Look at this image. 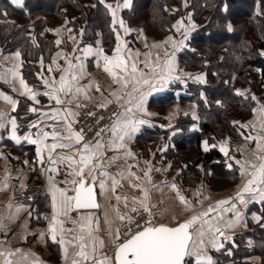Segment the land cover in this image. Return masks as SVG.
<instances>
[{
	"label": "trees",
	"instance_id": "1",
	"mask_svg": "<svg viewBox=\"0 0 264 264\" xmlns=\"http://www.w3.org/2000/svg\"><path fill=\"white\" fill-rule=\"evenodd\" d=\"M115 2L118 0H105L104 4L99 0H23V5L18 7L10 0H0V48L2 52H20L22 78L36 89L37 99L44 100L39 90L41 61L47 67L56 50L68 51L75 43V46L82 47L97 40L104 45V52L111 54L115 33L111 30V13L105 5ZM237 3L240 7L236 9ZM185 13L191 15L197 28L187 39L186 48L177 52V65L192 74L205 72V81L193 83L187 78L188 82L180 85L183 93H174L170 86V90L152 96L149 104L155 107L167 106L176 101L192 102L196 96L193 90L197 89L202 95L196 96V118L193 119L190 114L178 117L169 129L160 130V126L153 125L137 135L136 140L143 147L160 132L165 134L178 130L172 135L183 136L176 139L173 153L179 155L182 152V157H188L184 159V162L187 161V175L183 176V184L195 185L201 179L210 190L230 189L237 183L238 168L234 165L228 167V161L217 151L216 145L226 134L238 137L242 129L233 122L248 119L256 100L252 97L261 98L264 95L261 93L264 85V55H261L264 53V0H129V7L122 8L119 15L129 26L137 25L135 37L139 44L137 37L140 35L160 41L173 34L174 22ZM62 24L71 31L67 28L66 36L60 39L62 43L57 45L55 42L58 37L54 30ZM69 36H73V43ZM238 90L243 95H238ZM27 107L26 101H19L15 112L24 127L26 120L31 117ZM192 123L198 129L190 130ZM202 140L211 145L208 151L201 148ZM9 146L11 151L18 153L30 147L23 144ZM187 147L195 148L193 155L188 156L184 152ZM29 149L32 150L31 147ZM11 161L20 169H25L28 175L36 174L24 166L20 167L23 165L21 160ZM199 165L203 168V175ZM23 178L26 181V177H20L17 182ZM212 179L228 181V185L221 187L218 184L214 188ZM46 195L38 197L39 206ZM250 210L260 214V222H249L247 230L234 234L252 238V248L247 253L242 251L240 255H224L226 247H230V241L227 240L221 252L212 251L210 254L217 263L243 264L251 255L259 256L264 263V201L253 204Z\"/></svg>",
	"mask_w": 264,
	"mask_h": 264
},
{
	"label": "snow or ice",
	"instance_id": "2",
	"mask_svg": "<svg viewBox=\"0 0 264 264\" xmlns=\"http://www.w3.org/2000/svg\"><path fill=\"white\" fill-rule=\"evenodd\" d=\"M101 4L105 3V0H99ZM12 3L19 6L23 5V0H12ZM112 16V32L116 33V47L114 48L112 55L105 54L103 48L93 50L91 47H85L83 49L84 58L89 56H95L99 61L103 62V71L107 73L113 80V83L120 85L121 89H128L131 85V91H124L121 94L116 92L110 93L116 100H121L124 97H128L125 100L123 111L120 113H113L116 119L112 122L109 129H100L96 132V137H101L102 133L109 131L111 133V139L107 143L108 148L120 149L124 147L126 139L131 137L139 130V125L146 123L144 120H137L134 115V110L144 114H148L144 108V103L147 91L142 90L143 85H147L149 90H156V84L159 83L161 86L165 85L173 79H179V77H173L172 73L175 71L174 66V53L172 56L166 52L165 56L167 59L164 60L163 64L160 63L159 57L157 58L156 64L153 66L151 61L145 63L144 67L150 69L154 74L152 79L145 77L142 70L138 69L137 61L133 60V54L130 49H127L126 43L122 40V37L117 32L116 25L119 24L120 28L127 34L130 29L127 28L125 22L122 19H118L117 11L121 7L117 4V7L113 9L111 4L105 5ZM123 7H129V0H124ZM177 31L180 27H183L182 22L178 21ZM176 27V26H174ZM231 30V28H229ZM57 32L59 30H56ZM71 31V29H69ZM184 39H187L185 33ZM172 41V37H168V43ZM35 42V38H33ZM57 45L62 43L61 40L57 39L55 42ZM180 45H183V41H180ZM159 44H154L152 47H160ZM173 47H177L173 42ZM73 51H78L74 49ZM15 58L19 61L20 52H16ZM139 56V53L135 54ZM264 55V53H261ZM61 59H65L67 68L62 70L59 81L55 79L49 83L48 80L44 79L42 75L39 76L43 80L44 86L49 91L42 93L47 96L49 100L55 101L57 105H64L65 101L61 99V94L67 96L69 94L75 95L84 91L83 88L77 87L76 83L79 78L84 74V64L80 57L66 58L63 55L58 54ZM75 59L76 63L73 64L72 60ZM42 63V61H41ZM53 64H56V58H53ZM20 65H16L18 68ZM57 70L59 65H57ZM13 77H18L19 73L13 69H9ZM49 73L53 71L51 67L48 68ZM195 79L201 80L202 77H196ZM20 86L23 89L21 95H26L28 99L39 103L37 100V93L33 92L31 88L21 78L19 80ZM91 85H89L90 87ZM73 89L75 92L73 93ZM100 91L99 86L96 88ZM238 95H243L239 90ZM8 104L11 105L12 111L16 110L17 102L10 96L0 97ZM253 100L256 97H252ZM71 103V101H68ZM111 103V101H108ZM106 104H101L98 107H106ZM77 107H80L77 104ZM258 112L261 120V129L264 130V106H260L258 109H254ZM28 112L36 113L35 107H29ZM74 114L70 108L63 107L62 109L57 108L49 112H41V117H46L54 122L50 127L53 128L51 132L45 131L43 128H38V122H33L28 125L29 128H38L36 138L33 139L32 134L28 133L23 137L17 135V118H9L6 113L0 112V129H6V125L11 126L10 139L17 145L21 143L23 139L29 144L36 145L37 157L40 163H44L43 153L47 152V162L49 167L44 169L45 173H57V165H63L67 163L71 169L68 175L72 176L71 181H65L66 184H71V189L57 187L53 177L50 175L49 180V192L51 195V216H45L44 219L49 220L47 234L53 243L60 245L62 256L68 258V246L76 248L73 253L71 264H192L193 259L195 264H213V260L207 255L205 251L206 242L210 244L212 248L219 250L223 247L219 243V237L225 236V228H231L235 224L239 223L242 217V213L237 210V203L247 207L250 201L261 202L264 201V136H246L245 139L256 142V148L254 153H260L256 155V161H236L240 165L241 175L250 177L245 181L241 188L236 192L234 197L217 201L215 205H210L206 210L199 212L198 214L192 215L190 218L185 220L183 223H178L176 226H168L165 224L155 225L149 219L145 222L144 226L141 227L136 224V221L132 217L127 215H120L117 211L118 219L125 224L126 234L128 238L122 240V233L119 229L115 231L113 239L116 241L114 244V252L111 256L100 255V249L103 248L104 241L98 240L94 235L95 229L93 228V217L91 215H81L78 223V231L71 239H66L64 233H71L72 229H65V220L60 217H66L69 213L81 209H95L99 205L96 202V192L94 191L93 184L97 182L96 173L99 172L100 176H105L106 172L102 170L100 159L103 157V149L105 143L101 139H96L95 142L84 141L83 129L80 131H73V124L76 122ZM91 116L94 113H87ZM101 120L103 117L100 118ZM195 119V115H193ZM62 122L67 135H62L56 130V127ZM233 124H239L238 121H234ZM241 127H248V125H241ZM254 127V124L252 125ZM51 139L54 141L51 144L45 143L46 140ZM60 140H73L75 145H81L82 147L76 148L74 144L61 143ZM225 142L221 147L220 151L228 155ZM212 147H215L213 145ZM57 149L68 150L74 152L75 155H60L58 158L53 157V153ZM204 151L209 150L207 141L203 145ZM126 155H131V152H127ZM27 163V162H25ZM232 167L231 164L228 165ZM129 175H135L129 172ZM145 177L149 176L148 172L144 173ZM138 179V178H137ZM113 192H115V186L119 181L112 177ZM99 185L101 190H105V181L100 180ZM7 184L0 185V190L6 188ZM138 187V185H134ZM174 191L177 193V198L180 202L186 206H189L188 201L183 195L179 193L176 186L171 185ZM144 192L142 200L133 199V204H138L144 212L149 211L148 192L146 189H141ZM73 194H69V192ZM246 194L248 199H246ZM122 197L117 196L116 199L120 200ZM123 199H127L124 197ZM228 205V207H225ZM19 211V209H17ZM132 212L136 213L139 208L132 207ZM232 212L234 213V219L224 221L221 226L223 219V213ZM215 213L214 216L210 214ZM254 219H259L254 214ZM73 223H76L73 221ZM136 224V229L133 231L132 225ZM199 225L194 228V225ZM3 226L0 225V228ZM191 229V231H190ZM109 235H112L110 232ZM41 238L45 236V233L40 234ZM225 239H231L226 237ZM20 254L19 259L15 262L9 257L17 256ZM0 258H3V264H41L39 258L32 259L29 261V254H22L17 249L16 252L12 251H0Z\"/></svg>",
	"mask_w": 264,
	"mask_h": 264
},
{
	"label": "crops",
	"instance_id": "3",
	"mask_svg": "<svg viewBox=\"0 0 264 264\" xmlns=\"http://www.w3.org/2000/svg\"><path fill=\"white\" fill-rule=\"evenodd\" d=\"M11 1V0H10ZM125 8V7H121ZM173 35H167L160 41H153L149 40L146 36L140 35L138 36V42L143 43V46L139 48H129L132 54H133V60L137 61V67L138 69L142 70L145 74V77L148 79L153 78V73L150 71V69L145 68V63L151 61L153 66L157 62V58L159 57V61L161 64H163L164 60L167 59L165 56V53L167 52L169 56H172L174 53V66L175 71L172 73L173 77L177 76V69H178V63H177V52L179 51V48L177 47H171V42L164 43L167 41L168 37H172ZM167 37V38H166ZM140 38V39H139ZM184 39V38H183ZM154 44L161 45L160 47H152ZM166 46V47H165ZM88 46H82L77 47L74 46L73 48L69 49L68 51L63 49L56 50L55 54L52 56V59L49 63H47L46 70L41 71L39 73V76L42 75L44 79L48 80L49 83L52 82L53 79H55L57 82L59 81L60 75L62 74V70L67 68V63L65 59H61L58 54L63 55L66 58H72V57H80L81 61L84 64V74L79 78L78 82L76 83L77 87H81L84 89L81 93H76L75 95L69 94L67 96H64L61 94V99L65 101V104L57 105L55 101L49 100L47 96L44 95V100L39 101V103L34 102L26 95H21V92L23 89L20 86L19 80L22 78L20 67H21V59L19 58V61L15 58V53L17 51L12 52H2L0 48V97H3L5 95L10 96L13 100L17 102V107L19 101H26L28 103V107H35L37 109L36 113H30L31 116L26 120L25 127L21 128V121L17 118L15 111H12L11 105L8 104L6 101H4L2 98H0V112L6 113L9 118L16 117L17 118V135L20 137H23L24 135L31 133L33 139L36 138V134L38 132V128H43L45 131L51 132L53 130L50 125H53L54 122L46 117H41V112H51L53 109L63 107H68L71 109V111L76 114V104L79 103V100L84 101H91L97 102L99 104H107L108 101L114 102L118 105L119 112L123 111V107L125 105V100L128 99V97H124L121 100L115 101V97L110 95V93L116 92L117 94H121L124 91H131V85H129L128 89H121L120 85L113 83L112 78L103 71V62L99 61L97 57L95 56H89L88 58H84L83 56V49ZM102 48V47H101ZM74 49H78V51H73ZM98 48H93V50ZM104 50V49H103ZM139 53V56H136L135 54ZM107 54V53H105ZM109 56L111 54H107ZM53 58H56V64H53ZM73 64L76 63V60H72ZM16 65H20L18 68ZM57 65H59V69L57 70ZM51 67L53 71L49 73L48 68ZM19 73L18 77H13L11 75V72L9 69H13ZM197 75L190 76L187 75L185 78H188L192 81H197L204 83L205 76L202 77L201 80L195 79ZM23 79V78H22ZM24 80V79H23ZM174 80V79H173ZM169 81L165 85L161 86L159 83L156 84V90H149L147 85H143L142 90H145L148 92L144 108L146 109L147 115L144 113H141L139 111L134 110V115L137 120H144L146 123L139 125V130L131 137V139H126L124 142V147L120 149H114V148H108L107 143L112 138L111 133L107 131L105 134H103L101 137L96 139H101L105 143V148L103 151V157L100 159L99 163L101 164V168L103 171L106 172L105 176H100L99 172L96 173L97 175V182L94 183L96 187L97 192V202L99 207L95 209H81L77 211H73L69 213L66 217H60L61 219L65 220L64 227L65 229H72L73 231L71 233H64L66 239H71L73 235L76 234L78 231V223L79 218L81 215H91L93 217L94 223L93 228L95 229L94 235L97 237L98 240L104 241V247L100 249V255H109L111 256L114 252V244L116 241L113 239L115 235V231L120 228L121 221L117 217V211L120 215H128L129 212H131L132 207H139L138 204H133V199L139 201L142 200L144 197V192L141 189L148 188V205L153 204V206H159L161 203L162 206H166V208H169L174 203L178 202L180 203V200L177 198L176 191L173 190L171 185H175L176 183L172 182H161L159 179H145L144 173L148 172L149 166L148 164H145V162L142 159H137L136 156H134V153L132 152V149L130 148L131 142L135 139V137L140 134L144 129L150 128L153 125H166V128H169L174 125L176 118L174 115L171 117H167V121L160 120V118L157 117V114L155 112V107L150 106L149 101L152 96H155L157 94L163 93L168 90L171 82ZM25 82V81H24ZM26 83V82H25ZM27 84V83H26ZM41 84L43 89L41 90V93H45L49 91L48 88L44 86L43 80H41ZM28 85V84H27ZM89 85H91L89 87ZM99 86L100 91H97L96 88ZM29 88L33 90V92L37 93L36 89L28 85ZM75 92V89H73V93ZM38 94V93H37ZM68 101H71V103H68ZM256 106L252 110L251 116L246 119L245 121H240L239 125L242 129V132L238 136L241 135L243 138V143L240 145H226L228 155L225 156L223 152L220 151V148L217 146V151L224 157L225 161H228L229 164L234 165L238 168L239 177L237 180L236 185L233 188H230L231 193H225L222 196H218L215 201H220L224 199H228L229 197H234L236 192L241 188V186L245 183L247 179L250 177L246 175H241L240 173V165L236 163V161H251L255 163H259V161H256V155L260 153H254V150L256 148V142L255 141H249L245 139L246 136H264V130L261 129V117L258 112L254 111V109H258L260 106H264V98L257 99L256 100ZM16 107V109H17ZM168 115L171 113V109L168 110ZM189 114L191 115L192 112L190 111ZM193 116V115H192ZM22 118V116H21ZM75 119V116H74ZM38 122V128H29L28 125ZM254 124V127L252 125ZM241 125H248V127H241ZM6 129H0V185L6 183L7 187L3 188V190H0V225L3 227L0 228V251H12L16 252L17 249L20 250V253L22 254H29V261L35 258H39L41 261V264H71V260L73 258V253L76 251V248L72 246H68V258L65 259L61 254L60 245L58 243H53L50 239L49 235L47 234V228L49 220L46 221H39L31 216L30 212V206L32 202L29 200V197L32 195V193H29L24 185L25 179H20L17 182V179L12 174L13 167L17 166L16 163L11 161V159L16 160V156L11 154V149L9 144H15L9 137L11 135V126L6 125ZM23 129V130H22ZM190 130L198 129L195 125L190 126ZM56 130L59 131L62 135H67V132L62 124V122L56 127ZM73 131H76L73 128ZM94 139L91 142H95ZM54 141L49 137L48 140L45 141L47 144H51ZM61 143H69L74 144L73 140H60ZM205 140L201 141V148H203ZM208 143V142H207ZM23 146L30 145L32 150H30V147L25 148L24 150L20 151L23 153V160L21 162L20 167L24 166L26 169L30 170L33 173H36L40 176L42 181L45 183L46 187L49 191V180L48 177L51 175L54 179V182L56 183L57 187L60 188H68L71 189V184H66L65 181H71L73 179L72 176L68 175V172L71 170L67 163H64L63 165L58 164V172L57 173H45L43 170L47 169L49 167V164L47 162V152L45 151L43 153L44 157V163H40L39 159L37 157V151L36 145L29 144L23 139L21 140V143ZM83 142H81V145H75L76 148L82 147ZM224 144V143H223ZM209 147L211 145L208 143ZM17 146V144H15ZM222 146V145H221ZM235 146V147H233ZM131 152V155H126L127 152ZM31 154H30V153ZM30 154V155H28ZM60 155H75L74 152H69L68 150L63 149H57L53 153L54 158H58ZM31 158V159H30ZM27 162V163H25ZM136 165L138 168V172H134L133 168ZM18 167V166H17ZM129 172L134 173L135 175H129ZM140 173V174H139ZM152 176H155V172L152 173ZM115 177L119 183L115 186V192H113L112 188V180L111 178ZM138 178V179H137ZM104 180L105 181V190H101L99 181ZM134 184H137L138 187H132ZM177 190H180L179 188H176ZM232 189V190H231ZM69 194H73L71 191ZM181 194V193H180ZM182 195V194H181ZM122 197L120 200H117L116 197ZM43 197V196H42ZM126 197L127 199H123ZM167 198L166 200H164ZM184 198L187 199L186 193H184ZM246 199H248V196L246 194ZM38 199V198H37ZM172 200V201H169ZM214 201V202H215ZM215 202V204H216ZM261 202H255L250 201L247 205V207H244L243 205H240L237 203V210L242 213V217L239 223L235 224L231 228H225V232L230 233H237L242 232L248 229V223H258L261 220V216L258 212L255 210H250V207L253 204H260ZM36 204L38 205L40 210H45L47 212V216H51V195L50 192L46 195V197L40 202V205L38 204V201H36ZM42 207V208H40ZM225 207H228V205H225ZM19 209V211H17ZM150 209V206H149ZM185 214L182 213L181 215L176 216L178 217L177 222H162V224L166 225H176L181 221L187 220L193 212H190L185 210ZM174 214V213H173ZM173 214H167L166 216H173ZM254 214L256 217H259V219H254ZM164 215V214H163ZM223 219L221 221V226H223L224 221L232 220L234 219V213L232 212H226L223 213ZM184 219V220H183ZM75 221L76 223H73ZM199 225L197 224L196 227ZM45 233V236L41 238L40 234ZM112 233V235H109V233ZM126 239L122 237V240ZM219 243H226V240L219 238ZM229 240V239H228ZM208 246H211L210 244H207L205 246V251L208 256H210L213 260V264H220L217 263L212 257L209 252H207ZM222 248V247H221ZM20 254H17V256L9 257V259H12L14 262L19 259ZM195 262V260L193 259ZM0 264H3V258H0ZM222 264H232L231 262H226ZM243 264H264L261 261V258L256 255H251L245 259V262Z\"/></svg>",
	"mask_w": 264,
	"mask_h": 264
},
{
	"label": "rangeland",
	"instance_id": "4",
	"mask_svg": "<svg viewBox=\"0 0 264 264\" xmlns=\"http://www.w3.org/2000/svg\"><path fill=\"white\" fill-rule=\"evenodd\" d=\"M11 2H12V0H11ZM123 3H124V0H120V1L118 0V2H115V4H111V5H112L113 9H115L117 7V4H120L122 7ZM238 5H239L238 3L235 5L236 9L240 7ZM121 7L117 11V17H118V19H122L125 22V25L127 26L128 29H130V31L127 34H125L124 30L120 28L119 24H117L115 26L117 29V32L122 37V40L126 43V46H128L129 48H139V47L143 46V43L138 44L136 37H135V34H136L135 31L138 27H137V25L129 26L126 23V21L119 15L120 11H121ZM178 21L182 22V24H183V27H180L179 31H177V27H179V25H177ZM174 26H176V27H173L174 32L172 34L173 35L172 36V43L170 46L173 47V42H175V44L177 45V49L179 48L178 52H180L182 49L186 48L187 39L189 38L190 34L197 28V25L195 22H193L191 15L185 13L174 22ZM67 28L68 27L65 24H62L60 26H57V28H55L54 32L57 35L59 40L66 36V33L69 29V28L68 29ZM56 30H59V31L57 32ZM80 33H81V30H80ZM185 33L187 34L186 40L183 39L185 36ZM139 34L140 33H138L137 35H139ZM169 35H171V34H169ZM69 37L73 43L75 41L73 36H69ZM114 39H115V44H114V48H115L116 47V33H115ZM146 40H147V37H146ZM149 40H152V39H149ZM180 41H183V45H180ZM75 44H74V46H75ZM83 46H88L91 48H101V47L103 48L104 47V45L102 43H100V41H97V40L93 44H86V45L83 44ZM113 50H112V52H113ZM41 70H46L44 63L40 64L39 73L41 72ZM187 75H190V76L191 75L192 76L197 75V77L198 76L201 77L202 75L205 76V72H195L192 74L190 71L184 70L183 68L179 67L177 69V76H176V77H179V79H174L170 84L171 88H170V86H169V88L174 90V93H176V94L183 93V90L180 88V85L181 84L185 85L188 82L186 80L187 78H185V76H187ZM193 83H198V82L194 81ZM40 85H41V87L39 88V90L41 91L43 89V87H42V84H40ZM190 91H191V89H190ZM198 91L199 90H197V89L193 90V94L196 96L199 95V97H200V94L202 95V93L201 92L199 93ZM261 93L264 94V85H263V90ZM254 95H256V94H254ZM196 96L193 97L192 102L189 101V102L181 103V102L176 101V102H171V104H169L167 106H162V105L155 106V112L158 116H160L161 121L162 120L167 121V117H171V119H172L173 115L175 118L185 116V115H189L190 111L192 112L191 115H196V113H195L197 110ZM263 98H264V95L261 98H256V100L257 99L262 100ZM41 100H43V99H41ZM256 100L254 101L255 103H256ZM79 101L81 102L83 100H79ZM115 101H118V100H115ZM255 103H253L252 110L256 106ZM170 109H171V112H170L171 114L168 115V113H169L168 110H170ZM192 125H193V123H192ZM159 126L161 128L160 130L169 129V128H166L167 126L164 124L159 125ZM21 128H24V126L22 125ZM175 132H178V130H174V131H170V132L167 131V132H165V134L160 132L159 135H156V138H152L153 141L147 142L145 145H143V147L140 146L141 142L136 140L137 136L135 137V139L130 144V148L132 149L134 156H136L137 159L144 160L145 162H147L145 164H148L149 166H151V168H149V170H148V173H149L148 177L150 179H153V177H154L155 179H159L161 182L176 183V188L180 189V190H178L179 193H181L183 196H184V193H186V197H187L186 200L188 201L189 206H186V205L182 204L181 202L180 203L176 202L170 206L169 211H168V208H166L165 205L162 206L163 205L162 203L159 206L158 205L153 206V204L149 205L150 209L147 213L150 217V220L155 225H157L159 223L162 224V222H170V223L174 222L175 223L179 220L178 217H176V216H180L182 213L185 214V212H186L185 210L189 211V213L193 212L192 215L198 214L199 212L206 210L210 205H215V202H216L215 199L218 196H222L225 193H228V192L231 193L232 192V191H230V189H228V187H225L228 185V181L225 182L224 180L221 182H218V180L212 179L211 182L214 183V188H216L218 184L221 187L222 186L225 187V189L221 188L218 190L217 189L216 190L215 189L210 190V188L207 187L206 183L201 179H200V181L196 182L195 185H191V184L190 185H188V184L184 185L183 184V176L187 175V174H185V169L187 168V166H186L187 161L184 162V159H186L188 157L187 156L182 157L181 156L182 152L179 155H176V154L174 155V153H173L174 143H175L177 138H180L183 136V135H181V136L177 137L176 135H172ZM226 135H224L221 139H219L217 141L216 146H218V144L222 141V139ZM235 146H233V147H235ZM151 147H153V148H151ZM194 149H195L194 147L193 148L187 147V149L184 152L188 156H190L191 154L193 155V153L195 151ZM11 154L15 155L16 159H19L22 161L23 153L20 154V152L18 153L17 151L12 150ZM134 166H135L133 168L134 172H136V171L138 172V170L140 168H138L136 165H134ZM198 167H199V171L203 175L204 171H203L202 166L199 165ZM153 172H155V176H152ZM148 177H144V178L148 179ZM134 185H137V184H134ZM134 185L132 187H134ZM147 190H148V188H147ZM166 199L167 198H165L164 200H166ZM169 201H172V200L169 199ZM181 210H182V213H181ZM167 214H173V216H166ZM214 215H215V213L210 214V216H214ZM195 227H196V225H194V228ZM252 233H254V232H252ZM235 235L236 234H234V233L225 232V236L231 237V239H229V240L225 239V236L219 237V238H222L226 241L227 240L230 241V247H228V248L226 247V251H224V255H227V254L231 255L232 254L234 256V254H236V253L238 255H240L243 253L242 251H245V253H247L248 250L252 248L253 243L250 244V242H252V238H250V237L244 238V237H242V235H237V236H235ZM219 241H220V239H219ZM220 244H222V243H220ZM222 245L224 247V245H226V243H224ZM227 246H229V245H227ZM223 247L219 248V250H216L215 248L208 246L209 250L207 252H209V254H211L212 251L221 252L223 250ZM232 249L234 250L233 252H232ZM192 264H195V262L192 261Z\"/></svg>",
	"mask_w": 264,
	"mask_h": 264
},
{
	"label": "built area",
	"instance_id": "5",
	"mask_svg": "<svg viewBox=\"0 0 264 264\" xmlns=\"http://www.w3.org/2000/svg\"><path fill=\"white\" fill-rule=\"evenodd\" d=\"M77 104H79L80 107H77L76 105V114L78 113V115L75 116L76 122L73 124V128L77 132L83 129L84 141L91 142L98 138L96 137L97 131L102 128L109 129V127L112 125V122L116 119V117L113 116V113L119 112V107L114 102L107 104L106 107H98V105L93 102L81 101ZM89 112L94 113V115H87ZM101 117H103L102 120L100 119ZM104 133H106V131ZM104 133H102V135ZM225 142H227L226 145H241L243 143V138L241 135L236 138L226 135L218 144V148H220ZM12 174L17 180L20 177H26L25 186L28 192L32 193V195L29 197V200L32 202L30 206L31 216L36 220L46 221L44 217L47 216V212L45 210H40L36 204L38 197L48 193V189L43 181L38 175L33 174L30 176L25 169H20L17 166L13 167ZM34 192L36 193V196L34 195ZM138 208V212L134 213L131 211L127 216L132 217V219L136 221V224H139L141 227H143L145 222L148 221L150 217L147 212L143 211L142 208ZM136 224L132 225L133 231L137 230ZM119 230L122 233L123 238H128L124 223L121 222Z\"/></svg>",
	"mask_w": 264,
	"mask_h": 264
},
{
	"label": "water",
	"instance_id": "6",
	"mask_svg": "<svg viewBox=\"0 0 264 264\" xmlns=\"http://www.w3.org/2000/svg\"><path fill=\"white\" fill-rule=\"evenodd\" d=\"M93 187H94V191L96 192V187H95V185L93 184ZM96 202H97V192H96ZM97 204H98V202H97ZM184 221H181V222H179V223H183ZM160 224V223H159ZM159 224H157V225H159ZM166 225V224H165ZM177 225V224H176ZM176 225H172L173 227L174 226H176ZM168 226H171V225H168ZM190 231H191V229H190Z\"/></svg>",
	"mask_w": 264,
	"mask_h": 264
}]
</instances>
